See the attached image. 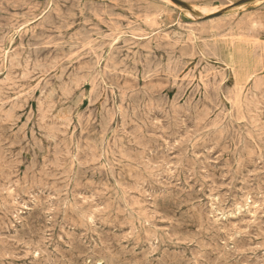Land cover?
<instances>
[{
  "label": "rangeland",
  "instance_id": "obj_1",
  "mask_svg": "<svg viewBox=\"0 0 264 264\" xmlns=\"http://www.w3.org/2000/svg\"><path fill=\"white\" fill-rule=\"evenodd\" d=\"M0 87V264H264V0H0Z\"/></svg>",
  "mask_w": 264,
  "mask_h": 264
},
{
  "label": "bare ground",
  "instance_id": "obj_2",
  "mask_svg": "<svg viewBox=\"0 0 264 264\" xmlns=\"http://www.w3.org/2000/svg\"><path fill=\"white\" fill-rule=\"evenodd\" d=\"M61 1H62V0H61ZM126 1H127V0H126ZM81 3H82V1H81ZM63 4H64V3H63ZM66 4H67V3H66ZM66 4H65V5H66ZM121 4H122V3H121ZM89 5H90V4H89ZM104 6H105V5H104ZM82 7H83V6H82ZM86 7H87V6H86ZM90 7H91V6H90ZM88 8H89V7H88ZM88 8H87V9H88ZM91 8H92V7H91ZM91 8H90V9H91ZM87 9H86V10H87ZM92 9H93V8H92ZM92 9H91V10H92ZM114 9H115V8H114ZM102 10H103V9H102ZM225 10H226V9H225ZM89 12H90V11H89ZM117 12H118V11H117ZM119 12H120V11H119ZM128 12H129V11H128ZM199 12H200V11H199ZM219 13H220V12H219ZM198 15H199V14H198ZM211 15H212V14H211ZM235 15H236V14H235ZM55 16H56V15H55ZM55 16H54V17H55ZM213 16H214V15H213ZM221 16H222V15H221ZM87 17H88V16H87ZM131 17H132V16H131ZM219 17H220V16H219ZM223 17H224V16H223ZM227 17H228V16H227ZM57 18H58V17H57ZM213 18H214V17H213ZM228 18H229V17H228ZM210 19H211V18H210ZM224 19H225V18H224ZM225 20H226V19H225ZM114 21H115V20H114ZM119 21H120V20H119ZM203 21H204V20H203ZM214 21H216V20H214ZM222 21H223V20H222ZM56 22H58V21H56ZM83 22H84V21H83ZM116 22H117V21H116ZM53 23H54V22H53ZM120 23H121V22H120ZM192 23H193V22H192ZM207 23H208V22H207ZM218 23H219V22H218ZM54 24H55V23H54ZM121 24H122V23H121ZM212 24H213V23H212ZM110 25H111V24H110ZM221 25H223V23H221ZM259 25H260V24H259ZM84 26H86V25H84ZM113 26H114V25H113ZM123 26H125V25H123ZM136 26H137V25H136ZM195 26H196V25H195ZM209 26H210V25H209ZM260 26H261V25H260ZM104 27H105V26H104ZM125 27H126V26H125ZM131 27H132V26H131ZM192 27H193V26H192ZM252 27H253V26H252ZM261 27H262V26H261ZM82 28H83V27H81V29H82ZM99 28H100V26H99ZM134 28H135V27H134ZM132 29H133V28H132ZM250 29H251V28H250ZM137 30H138V29H137ZM196 30H197V29H196ZM201 30H202V28H201ZM187 31H188V30H187ZM220 31H221V30H220ZM196 32H197V31H196ZM99 33H100V32H99ZM101 33H102V32H101ZM222 33H223V32H222ZM176 34H177V32H176ZM72 35H73V34H72ZM78 35H79V34H78ZM90 35H91V34H90ZM103 35H104V34H103ZM185 35H186V34H185ZM175 36H176V35H175ZM192 36H193V35H192ZM213 36H214V35H213ZM220 36H221V34H220ZM81 37H82V36H81ZM86 37H87V36H86ZM88 37H89V36H88ZM103 37H104V36H103ZM214 37H215V36H214ZM214 37H213V41H214V39H215ZM79 38H80V37H79ZM250 38H251V37H250ZM82 39H83V38H82ZM84 39H85V37H84ZM74 40H75V39H74ZM194 40H195V39H194ZM236 40H238V39H236ZM247 40H248V39H247ZM69 41H70V40H69ZM71 41H72V39H71ZM85 41H86V40H85ZM49 42H50V41H49ZM75 42H76V40H75ZM166 42H167V41H166ZM245 42H247V41H245ZM254 42H255V41H254ZM61 44H62V43H61ZM79 44H80V43H79ZM123 44H124V43H123ZM165 44H167V43H165ZM165 44H164V45H165ZM68 45H69V44H68ZM180 45H181V44H180ZM77 46H79V45H77ZM115 46H116V45H115ZM211 46H212V45H211ZM211 46H210V47H211ZM173 48H174V47H173ZM53 49H54V48H53ZM72 49H73V48H72ZM72 49H71V50H72ZM257 49H258V48H257ZM59 50H60V49H59ZM66 50H67V49H66ZM66 50H64V51H66ZM109 50H110V48H109ZM170 51H171V50H170ZM59 52H60V51H59ZM66 52H67V51H66ZM143 52H144V51H143ZM199 52H200V51H199ZM67 53H68V52H67ZM149 53H150V52H149ZM47 54H48V53H47ZM119 54H120V53H119ZM150 54H151V53H150ZM164 54H165V53H164ZM171 54H172V53H171ZM135 55H136V54H135ZM145 55H146V54H145ZM173 55H174V54H173ZM179 55H180V54H179ZM46 56H47V55H46ZM112 56L114 57V55H112ZM133 56H134V55H133ZM148 56H149V55H148ZM115 57H116V56H115ZM117 57H118V56H117ZM121 57H122V56H121ZM134 57H135V56H134ZM45 58H46V57H45ZM45 58H44V59H45ZM91 58H92V57H91ZM93 58H94V57H93ZM111 58H112V57H111ZM143 58H144V57H143ZM12 59H13V58H12ZM14 59H16L15 56H14ZM94 59H95V58H94ZM112 59H113V58H112ZM145 59H146V58H145ZM176 59H177V57H176ZM202 59H203V58H202ZM20 60H21V59H20ZM28 60H29V59H28ZM90 60H91V59H90ZM90 60H89V61H90ZM123 60H124V59H123ZM134 60H135V59H134ZM179 60H180V59H179ZM189 60H190V59H189ZM23 61H24V60H23ZM31 61H32V60H31ZM86 61H87V60H86ZM97 61H98V60H97ZM113 61H114V60H113ZM116 61H117V60H116ZM116 61H115V62H116ZM128 61H129V60H128ZM145 61H147V60H145ZM175 61H176V60H175ZM37 62H38V61H37ZM53 62H54V61H53ZM90 62H91V61H90ZM92 62H93V61H92ZM153 62H154V61H153ZM172 62H173V61H172ZM19 63L21 64V62H19ZM33 63H34V62H33ZM44 63H45V62H44ZM122 63H123V62H122ZM146 63H147V62H146ZM178 63H179V62H178ZM11 64H12V63H11ZM23 64H24V62H23ZM34 64H35V63H34ZM37 64H38V63H37ZM93 64H94V63H93ZM96 64H97V62H96ZM104 64H105V63H104ZM123 64H124V63H123ZM135 64H136V63H135ZM144 64H145V63H144ZM148 64H149V63H148ZM175 64H176V63H175ZM13 65H14V64H13ZM50 65H51V64H50ZM112 65H113V64H112ZM119 65H121V64H119ZM128 65H129V64H128ZM24 66H25V65H24ZM48 66H49V65H48ZM85 66H86V65H85ZM85 66H84V67H85ZM91 66H92V65H91ZM154 66H155V65H154ZM158 66H159V65H158ZM197 66H198V65H197ZM197 66H196V67H197ZM15 67H16V66H15ZM18 67H19V65H18ZM18 67H16V68H18ZM20 67H23V66L20 65ZM34 67H35V66H34ZM55 67H56V66H55ZM94 67H95V66H94ZM98 67H99V66H98ZM119 67H121V66H119ZM50 68H51V66H50ZM90 68H91V67H90ZM92 68H93V67H92ZM126 68H127V67H126ZM157 68H158V67H157ZM168 68H169V67H168ZM186 68H187V67H186ZM34 69H38V68H34ZM144 69H145V68H144ZM12 70H14V69H12ZM15 70H16V69H15ZM15 70H14V71H15ZM17 70H18V69H17ZM32 70H33V69H32ZM43 70H44V69H43ZM71 70H72V69H71ZM90 70H91V69H90ZM96 70H98V69H96ZM114 70H115V69H114ZM121 70H122V69H121ZM121 70H120V71H121ZM151 70H152V69H151ZM151 70H150V71H151ZM188 70H189V69H188ZM207 70H208V69H207ZM231 70H232V69H231ZM27 71H28V70H27ZM29 71H30V70H29ZM36 71H37V70H36ZM39 71H40V69H39ZM44 71H45V70H44ZM78 71H79V70H78ZM87 71H89V70L87 69ZM91 71H92V70H91ZM99 71H100V69H99ZM129 71H130V70H129ZM40 72H41V71H40ZM63 72H64V71H63ZM123 72H124V71H123ZM130 72H131V71H130ZM143 72H144V71H143ZM166 72H167V71H166ZM205 72H206V71H205ZM210 72H211V70H210ZM35 73H36V72H35ZM61 73H62V72H61ZM101 73H103V72H101ZM112 73H113V72H112ZM114 73H117V74H118V72H114ZM171 73H172V72H171ZM175 73H176V72H175ZM18 74H19V73H18ZM71 74H72V73H71ZM119 74H120V73H119ZM145 74H146V73H145ZM152 74H153V73H152ZM182 74H183V73H182ZM202 74H203V73H202ZM213 74H214V73H213ZM13 75H14V73H13ZM28 75H29V74H28ZM61 75H62V74H61ZM69 75H70V74H69ZM79 75H80V74H79ZM97 75H98V74H97ZM103 75H104V74H103ZM105 75H106V74H105ZM130 75H131V74H130ZM134 75H135V74H134ZM155 75H156V74H155ZM157 75H158V74H157ZM169 75H171V74H169ZM188 75H189V74H188ZM192 75H194V74H192ZM200 75H201V74H200ZM204 75H205V74H204ZM6 76H7V74H6ZM16 76H17V74H16ZM93 76H94V75H93ZM113 76H114V75H113ZM177 76H178V75H177ZM215 76H216V75H215ZM11 77H12V76H11ZM23 77H24V76H23ZM26 77H27V76H26ZM30 77H31V76H30ZM68 77H69V76H68ZM97 77H98V76H97ZM195 77H196V76H195ZM5 78H6V77H5ZM9 78H10V77H9ZM37 78H38V76H37ZM132 78H134V77H132ZM211 78H212V77H211ZM215 78H216V77H215ZM11 79H12V78H11ZM20 79H21V78H20ZM23 79H24V78H23ZM108 79H109V78H108ZM33 80H34V79H33ZM85 80H87V77H86ZM173 80H174V79H173ZM185 80H186V79H185ZM21 81H22V79H21ZM28 81H29V80H28ZM31 81H32V80H31ZM100 81H102V80H100ZM109 81H110V80H109ZM174 81H175V80H174ZM179 81H180V80H179ZM181 81H182V80H181ZM200 81H201V79H200ZM62 82H63V81H62ZM78 82H79V81H78ZM189 82H190V81H189ZM218 82L220 83L219 80H218ZM190 83H191V82H190ZM204 83H205V82H204ZM216 83H217V82H216ZM222 83H223V82H222ZM46 84H47V83H46ZM46 84H45V85H46ZM67 84H68V83H67ZM67 84H66V85H67ZM95 84H96V83H95ZM103 84H105V83H103ZM173 84H174V83H173ZM186 84H187V83H186ZM210 84H211V82H210ZM43 86H44V85H43ZM195 86H196V85H195ZM10 87H11V86H10ZM13 87H14V86H13ZM204 87H205V86H204ZM206 87H207V86H206ZM218 87H219V86H218ZM220 87H221V86H220ZM234 87H235V86H234ZM0 88H1V87H0ZM45 88H46V87H45ZM74 88H75V87H74ZM92 88H93V86H92ZM98 88H99V87H98ZM105 88H106V87H105ZM126 88H127V87H126ZM197 88H198V87H197ZM213 88H214V87H213ZM219 89H220V88H219ZM239 89H240V88H239ZM6 90H7V89H6ZM44 90H45V89H44ZM122 90H123V89H122ZM211 90H213V89H211ZM235 90H236V89H235ZM4 91H5V89H4ZM62 91L64 92V90H62ZM68 91H69V90H68ZM100 91H101V90H100ZM114 91H115V90H114ZM114 91H113V92H114ZM124 91H125V89H124ZM70 92H71V91H70ZM101 92H102V91H101ZM113 92H112V94H113ZM115 92H116V91H115ZM134 92H135V91H134ZM143 92H144V91H143ZM230 92H231V91H230ZM6 93H7V91H6ZM67 93H68V92H67ZM67 93H66V94H67ZM116 93H117V92H116ZM141 93H142V92H141ZM211 93H212V92H211ZM68 94H69V93H68ZM92 94H93V93H92ZM143 94H144V93H143ZM253 94H254V93H253ZM6 95H7V94H6ZM41 95H42V94H41ZM41 95H40V96H41ZM63 95H64V94H63ZM97 95H98V94H97ZM120 95H121V94H120ZM129 95H130V94H129ZM199 95H200V94H199ZM236 95H237V94H236ZM239 95H240V94H239ZM3 96H5V95H3ZM3 96H2V97H3ZM55 96H56V95H55ZM55 96H54V97H55ZM64 96H65V95H64ZM91 96H92V95H91ZM121 96H122V95H121ZM164 96H165V95H164ZM175 96H176V95H175ZM215 96H216V95H215ZM232 96H233V95H232ZM254 96H255V95H254ZM0 97H1V95H0ZM30 97H31V96H30ZM42 97H43V96H42ZM147 97H148V96H147ZM52 98H53V97H51V99H52ZM90 98H91V97H90ZM143 98H144V97H143ZM163 98H164V97H163ZM216 98H217V97H216ZM228 98H229V97H228ZM2 99H4V98H2ZM91 99H92V98H91ZM164 99H165V98H164ZM199 99H200V98H199ZM22 100H23V99H22ZM65 100H66V99H65ZM109 100H110V98H109ZM129 100H130V99H129ZM146 100H147V99H146ZM161 100H162V99H161ZM175 100H176V99H175ZM17 101H18V100H17ZM23 101H24V100H23ZM50 101H51V100H50ZM53 101H54V99H53ZM60 101H61V100H60ZM110 101H111V100H110ZM150 101H151V99H150ZM0 102H1V101H0ZM64 102H65V101H64ZM130 102H131V101H130ZM146 102H147V101H146ZM165 102H166V101H165ZM183 102H184V101H183ZM193 102H194V101H193ZM235 102H236V101H235ZM10 103H11V102H10ZM22 103H23V102H22ZM39 103H40V102H39ZM49 103H50V102H49ZM54 103H55V102H54ZM111 103H112V102H111ZM127 103H128V102H127ZM156 103H158V102H156ZM205 103H206V102H205ZM216 103H217V102H216ZM237 103H238V102H237ZM1 104H2V102H1ZM14 104H15V103H14ZM24 104H25V103H24ZM24 104H23V105H24ZM50 104H51V103H50ZM55 104H56V103H55ZM158 104H159V103H158ZM183 104H184V103H183ZM188 104H189V103H188ZM219 104H220V103H219ZM90 105H91V104H90ZM123 105H124V104H123ZM163 105H164V103H163ZM175 105H176V104H175ZM2 106H3V105H2ZM10 106H11V105H10ZM14 106H15V105H14ZM14 106H13V107H14ZM18 106H19V105H18ZM51 106H53V105H51ZM73 106H74V105H73ZM124 106H125V105H124ZM146 106H147V105H146ZM154 106H155V105L153 104V107H154ZM164 106H165V105H164ZM176 106H177V105H176ZM191 106H192V105H191ZM224 106H225V105H224ZM15 107H17V106H15ZM53 107H54V106H53ZM74 107H75V106H74ZM93 107H94V106H93ZM143 107H144V106H143ZM159 107H161V105H160ZM177 107H178V106H177ZM262 107H263V106H262ZM1 108H2V107H1ZM1 108H0V110H1ZM3 108H4V107H3ZM19 108H20V107H19ZM105 108H106V107H105ZM154 108H155V107H154ZM183 108H184V107H183ZM213 108H214V107H213ZM245 108H246V107H245ZM247 108H248V107H247ZM6 109H7V107H6ZM90 109H91V108H90ZM112 109H113V108H112ZM173 109H174V108H173ZM175 109H176V108H175ZM175 109H174V110H175ZM177 109H178V108H177ZM190 109H191V108H190ZM206 109H207V108H206ZM9 110H10V109H9ZM51 110H53V109H51ZM51 110H50V111H51ZM169 110H170V108H169ZM185 110H186V109H185ZM187 110H188V109H187ZM187 110H186V111H187ZM29 111H30V110H29ZM45 111H46V110H45ZM47 111H48V110H47ZM132 111H133V110H132ZM134 111H136V110H134ZM146 111H147V109H146ZM148 111H149V110H148ZM172 111H173V110H172ZM178 111H179V110H178ZM178 111H177V112H178ZM190 111H191V110H190ZM5 112H6V110H5ZM42 112H43V111H42ZM113 112H114V111H113ZM181 112H182V111H181ZM7 113H10V112L7 111ZM43 113H44V112H43ZM43 113H42V114H43ZM102 113H103V111H102ZM133 113H134V112H133ZM133 113H132V114H133ZM144 113H145V112H144ZM146 113H147V112H146ZM192 113H193V112H192ZM242 113H243V112H242ZM29 114H30V113H29ZM71 114H72V113H71ZM104 114H105V113H104ZM119 114H120V112H119ZM178 114H179V113H178ZM8 115H9V114H8ZM50 115H51V114H50ZM117 115H118V114H117ZM129 115H130V114H129ZM198 115H199V117H200V114H198ZM9 116H10V115H9ZM43 116H44V115H43ZM138 116H139V115H138ZM171 116H172V115H171ZM16 117H17V116H16ZM28 117H29V116H28ZM45 117H46V116H45ZM45 117H44V118H45ZM223 117H224V116H223ZM240 117H241V116H240ZM243 117H244V116H243ZM39 118H40V117H39ZM42 118H43V117H42ZM50 118H51V116H50ZM100 118H101V117H100ZM104 118H105V117H104ZM120 118H121V117H120ZM244 118H245V117H244ZM16 119H17V118H16ZM18 119H19V118H18ZM70 119H71V118H70ZM125 119H126V118H125ZM125 119H124V117H123V120H125ZM10 120H11V118H10ZM10 120H9V121H10ZM32 120H33V119H32ZM106 120H107V119H106ZM200 120H201V117H200ZM202 120H203V119H202ZM12 121H13V119H12ZM57 121H58V120H57ZM100 121H101V120H100ZM107 121H108V120H107ZM107 121H106V122H107ZM119 121H121V120H119ZM129 121H130V120H129ZM203 121H204V120H203ZM227 121H228V120H227ZM244 121H245V120H244ZM37 122H38V121H37ZM42 122H43V121H42ZM53 122H54V121H53ZM115 122H116V121H115ZM229 122H230V121H229ZM10 123H11V122H10ZM43 123H46V122H43ZM258 123H259V122H258ZM13 124H15V123H13ZM16 124H17V123H16ZM25 124H26V123H24V125H25ZM122 124H124V123H122ZM126 124H127V123H126ZM126 124H125L124 126H126ZM235 124H236V123H235ZM247 124H248V123H247ZM106 125H107V124H106ZM262 125H263V124H262ZM45 126H46V125H45ZM48 126H49V124H48ZM63 126H64V125H63ZM229 126H230V125H229ZM236 126H237V125H236ZM59 127H60V126H59ZM98 127H99V126H98ZM101 127H102V125H101ZM106 127H107V126H106ZM110 127H111V126H110ZM225 127H226V126H225ZM25 128H26V126H25ZM37 128H38V127H37ZM47 128H48V127H47ZM47 128H46V129H47ZM107 128H108V127H107ZM80 129H81V128H80ZM111 129H112V128H111ZM232 129H233V128H232ZM237 129H238V127H237ZM251 129H252V128H251ZM261 129H262V128H261ZM30 130H31V129H30ZM47 130H48V129H47ZM102 130H103V129H102ZM226 130H227V129H226ZM258 130H259V129H258ZM253 131H254V130H253ZM39 132H40V131H39ZM49 132H50V131H49ZM210 132H211V131H210ZM216 132H217V131H216ZM219 132H220V131H219ZM234 132H235V130H234ZM236 132H237V131H236ZM255 132H257V131H255ZM27 133H28V132H27ZM20 134H21V133H20ZM31 134H32V133H31ZM60 134H61V133H60ZM79 134H80V133H79ZM235 134H236V133H235ZM241 134H242V133H241ZM42 135H43V134H42ZM50 135H51V134H50ZM56 135H57V134H56ZM104 135H105V134H104ZM21 136H22V135H21ZM21 136H20V137H21ZM38 136H39V135H38ZM54 136H55V134H54ZM86 136H87V135H86ZM89 136H90V135H89ZM98 136H99V135H98ZM245 136H246V135H245ZM28 137H29V136H28ZM65 137H66V136H65ZM77 137H79V136H77ZM214 137H215V135H214ZM219 137H220V136H219ZM243 137H244V136H243ZM249 137H250V136H249ZM31 138H33V136H32ZM36 138H37V137H36ZM66 138H67V137H66ZM93 138H94V137H93ZM98 138H99V137H98ZM132 138H133V136H132ZM208 138H211V136L208 137ZM212 138H213V137H212ZM51 139H52V138H51ZM53 139H54V138H53ZM62 139H63V138H62ZM64 139H65V138H64ZM84 139H85V138H84ZM203 139H204V138H203ZM223 139H224V138H223ZM231 139H232V138H231ZM231 139H230V141H231ZM47 140H48V139H47ZM66 140H67V139H66ZM103 140H104V139H103ZM68 141H69V140H68ZM88 141H89V140H88ZM101 141H102V140H101ZM220 141H221V140H220ZM230 141H229V142H230ZM232 141H233V140H232ZM238 141L240 142V140H238ZM238 141H237V142H238ZM250 141H251V140H250ZM66 142H67V141H66ZM66 142H65V143H66ZM93 142H94V141H93ZM114 142H115V141H114ZM198 142H199V141H198ZM247 142H248V141H247ZM251 142H252V141H251ZM122 143H123V142H122ZM241 143H243V142H241ZM261 143H262V142H261ZM110 144H111V143H110ZM41 145H42V144H41ZM61 145H62V144H61ZM90 145H91V144H90ZM102 145H104V144L102 143ZM114 145H116V144H114ZM118 145H119V144H118ZM42 146H43V145H42ZM34 147H35V146H34ZM91 147H92V146H91ZM242 147H243V146H242ZM92 148H93V147H92ZM112 148H113V147H112ZM244 148H245V147H244ZM254 148H255V147H254ZM52 149L54 150V148H52ZM61 149H62V147H61ZM73 149H74V148H73ZM79 149H81V148H79ZM87 149H88V148H87ZM96 149H97V148H96ZM116 149H117V148H116ZM65 150H66V149H65ZM224 150H225V149H224ZM224 150H223V151H224ZM245 150H246V149H245ZM34 151H35V150H34ZM38 151H39V150H38ZM79 151H80V150H79ZM79 151H78V152H79ZM100 151H101V150H100ZM225 151H226V150H225ZM235 151H236V150H235ZM263 151H264V150H263ZM65 152H66V151H65ZM67 152H68V151H67ZM116 152H117V151H116ZM245 152H246V151H245ZM117 153H118V152H117ZM239 153H240V151H239ZM263 153H264V152H263ZM73 154H74V152H73ZM81 154H82V153H81ZM102 154H103V153H102ZM102 154H101V155H102ZM260 154H261V153H260ZM53 155H54V154H53ZM60 155H62V154H60ZM67 155H69V154H67ZM79 155H80V154H79ZM116 155H117V154H116ZM193 155H194V154H193ZM193 155H192V156H193ZM239 155H240V154H239ZM263 155H264V154H263ZM263 155H262V156H263ZM54 156H55V155H54ZM54 156H53V157H54ZM80 156H81V155H80ZM245 156H246V155H245ZM260 156H261V155H260ZM62 157H63V156H62ZM66 157H68V156H66ZM56 158H57V157H56ZM59 158H60V156H59ZM59 158H58V159H59ZM76 158H77V157H76ZM142 158H143V157H142ZM33 159H34V158H33ZM36 159H37V158H36ZM58 159H57V160H58ZM93 159H94V158H93ZM143 159H144V158H143ZM191 159H192V158H191ZM227 159H228V158H227ZM231 159H232V158H231ZM234 159H236V158H234ZM48 160L51 161V159H48ZM55 160H56V159H55ZM79 160H80V159H79ZM127 160H129V159H127ZM130 160H131V159H130ZM73 161H74V160H73ZM89 161H90V160H89ZM131 161H132V160H131ZM136 161H137V160H136ZM226 161H227V160H226ZM54 162H56V161H54ZM54 162H53V163H54ZM58 162H59V160H58ZM107 162H108V161H107ZM191 162H192V161H191ZM235 162H236V161H235ZM47 163H48V162H47ZM61 163H62V160H61ZM80 163H81V162H80ZM102 163H103V162H102ZM233 163H234V162H233ZM236 163H237V162H236ZM56 164L58 165V163H56ZM110 164H111V162H110ZM137 164H138V163H137ZM147 164H148V163H147ZM234 164H235V163H234ZM29 165H30V164H29ZM31 165H32V163H31ZM31 165H30V166H31ZM35 165H36V164H35ZM35 165H33V166H35ZM43 165H44V164H43ZM82 165H83V164H81V166H82ZM111 165H112V164H111ZM231 165H232V164H230V166H231ZM83 166H84V165H83ZM151 166H152V165H151ZM50 167H51V166H50ZM97 167H98V166H97ZM139 167H140V166H139ZM32 168H33V167H32ZM47 168H48V167H47ZM52 168H53V167H52ZM57 168H58V167H57ZM57 168H56V169H57ZM61 168H63V167H61ZM110 168H111V167H110ZM151 168H152V167H151ZM232 168H233V167H232ZM69 169H70V168H69ZM83 169H84V168H83ZM114 169H115V168H114ZM152 169H153V168H152ZM154 169H155V168H154ZM48 170H49V169H48ZM59 170H60V168H59ZM146 170H147V169H146ZM155 170H156V169H155ZM32 171H33V170H32ZM49 171H50V170H49ZM78 171H79V170H78ZM83 171H84V170H83ZM98 171H99V170H98ZM117 171H118V170H117ZM72 172H73V171H71V173H72ZM1 173H2V172H1ZM49 173H50V172H49ZM71 173H70V174H71ZM77 173H78V172H77ZM118 173H120V172H118ZM75 174H76V173H75ZM38 175H39V174H38ZM48 175H49V174H48ZM54 175H56V174H54ZM102 176H103V175H102ZM113 176H114V175H113ZM119 176H120V175H119ZM7 177H8V176H7ZM10 177H11V176H10ZM35 177H36V176H35ZM45 177H46V176H45ZM56 177H57V176H56ZM61 177H62V176H61ZM81 177H82V175H81ZM98 177H99V176H98ZM120 177H121V176H120ZM135 177H136V176H135ZM135 177H134V178H135ZM71 178H72V177H71ZM74 178H75V177H74ZM77 178H78V177H77ZM105 178H106V177H105ZM114 178H115V177H114ZM144 178H145V177H144ZM8 179H9V178H8ZM26 179H27V178H26ZM32 179H33V177H32ZM35 179H36V178H35ZM47 179H50V178H47ZM53 179H54V178H53ZM53 179H52V180H53ZM57 179H58V178H57ZM64 179H65V178H64ZM122 179H123V178H122ZM55 180H56V179H55ZM55 180H54V181H55ZM95 180H96V179H95ZM113 180L115 181V179H113ZM133 180H134V179H133ZM140 180H141V179H140ZM8 181H9V180H8ZM21 181H22V180H21ZM30 181H31V180H30ZM56 181H57V180H56ZM84 181H86V180H84ZM141 181H142V180H141ZM2 182H3V181H2ZM60 182H61V181H60ZM78 182H79V181H78ZM80 182H82V181L80 180ZM95 182H96V181H95ZM30 183H31V182H30ZM63 183H64V182H63ZM116 183H117V182H116ZM120 183H121V182H119V184H120ZM132 183H133V182H132ZM153 183H154V181H153ZM36 184H37V183H36ZM56 184H57V182H56ZM69 184H70V183H69ZM79 184H80V183H79ZM143 184H144V183H143ZM39 185H40V183H39ZM49 185H50V184H49ZM53 185H54V184H53ZM75 185H76V184H75ZM77 185H78V184H77ZM26 186H27V185H26ZM65 186H66V185H65ZM71 186H72V185H71ZM105 186H106V185H105ZM132 186H133V185H132ZM50 187H51V186H50ZM73 187H74V186H73ZM75 187H76V186H75ZM110 187H111V186H110ZM139 187H141V186H139ZM3 188H4V187H3ZM64 188H65V187H64ZM0 189H1V187H0ZM4 189H5V188H4ZM8 189H9V188H7V191H6V192H8ZM25 190H26V189H25ZM30 190H31V189H30ZM58 190H59V189H58ZM64 190H65V189H64ZM138 190H139V189H138ZM72 191H73V190H72ZM50 192H51V191H50ZM55 192L57 193V191H55ZM59 192H60V191H59ZM59 192H58V193H59ZM61 192H63V191H61ZM61 192H60V193H61ZM12 193H13V192H12ZM22 193H23V192H22ZM119 193H120V192H119ZM76 194H77V193H76ZM111 194H112V193H111ZM107 195H108V194H107ZM246 196H247V194H246ZM57 197H58V196H57ZM57 197H56V199H57ZM212 197H214V196H212ZM65 198H67V197L64 196V200H65ZM115 198H116V197H115ZM121 198H122V196H121ZM61 199H62V197H61ZM67 199H68V198H67ZM77 199H78V198H77ZM245 199H246V198H245ZM249 199H250V198H249ZM64 200H63V201H64ZM110 200H111V198H110ZM112 200H113V199H112ZM175 200H176V198H175ZM181 200H182V198H181ZM214 200H215V199H214ZM15 201H16V200H15ZM40 201H41V200H40ZM59 201H60V200H59ZM73 201H74V200H73ZM78 201H79V200H78ZM118 201H119V200H118ZM118 201H117V202H118ZM185 201H187V200H185ZM37 202H38V199H37ZM81 202H82V201H81ZM86 202H87V201H86ZM110 202H111V201H110ZM122 202H123V201H122ZM1 203H2V202H1ZM16 203H17V202H16ZM118 203H119V202H118ZM130 203H131V202H130ZM154 203H155V202H154ZM211 203H212V202H211ZM243 203H244V202H243ZM10 204H11V203H10ZM36 204H37V203H36ZM38 204H39V202H38ZM113 204H115V203H113ZM123 204H124V203H123ZM125 204H126V203H125ZM131 204H132V203H131ZM186 204H187V203H186ZM191 204H192V203H191ZM214 204H215V203H214ZM235 204H236V203H235ZM258 204H259V203H258ZM40 205H41V204H40ZM63 205H64V204H63ZM63 205H62V206H63ZM36 206H37V205H36ZM185 206H186V205H185ZM211 206H212V204H211ZM216 206H217V204H216ZM219 206H220V205H219ZM244 206H245V205H244ZM66 207H67V206H66ZM107 207H108L107 209H109V206H107ZM253 207H254V206H253ZM255 207H256V206H255ZM2 208H3V209H6V208H4V207H2ZM60 208H61V207H60ZM77 208H78V207H77ZM80 208H81V207H80ZM116 208H117V207H116ZM195 208H196V207H195ZM195 208H194V209H195ZM210 208H211V207H210ZM220 208H221V207H220ZM0 209H1V208H0ZM39 209H40V208H39ZM57 209H58V207H57ZM62 209H63V207H62ZM78 209H79V208H78ZM85 209H86V208H85ZM94 209H95V208H94ZM175 209H176V208H175ZM186 209H187V208H186ZM188 209H189V208H188ZM188 209H187V210H188ZM200 209H201V208H200ZM200 209H199V210H200ZM203 209H204V208H203ZM239 209H240V208H239ZM239 209H238V210H239ZM64 210H65V208H64ZM75 210H76V209H75ZM114 210H115V209H114ZM177 210H179V209H177ZM238 210H237V211H238ZM241 210H242V209H241ZM4 211H5V210H4ZM6 211H7V210H6ZM6 211H5V212H6ZM98 211H99V210H98ZM128 211H129V210H128ZM172 211H173V210H172ZM195 211H197V210H195ZM203 211H204V210H203ZM206 211H207V210H206ZM209 211H210V210H209ZM209 211H208V212H209ZM253 211H255V210H253ZM256 211H258V210H256ZM75 212H77V211H75ZM92 212H93V211H92ZM100 212H101V211H100ZM1 213H2V212H1ZM113 213H114V212H113ZM173 213H175V211H174ZM185 213H186V212H185ZM188 213H189V212H188ZM191 213H192V212H191ZM199 213H200V212H199ZM201 213H202V212H201ZM201 213H200V214H201ZM204 213H205V212H204ZM251 213H252V211H251ZM4 214H5V213H4ZM4 214H3V215H4ZM12 214H13V213H12ZM64 214H65V213H64ZM90 214H91V212H90ZM96 214H98V213H96ZM117 214H118V213H117ZM130 214H131V213H130ZM175 214H176V213H175ZM196 214H197V213H196ZM200 214H199V215H200ZM230 214H231V213H230ZM236 214H237V213H236ZM240 214H241V213H240ZM20 215H21V214H20ZM71 215H72V213H71ZM192 215H194V214H192ZM63 216H64V215H63ZM92 216H93V215H92ZM122 216H123V215H122ZM129 216H130V215H129ZM186 216H187V215H186ZM208 216H209V215H208ZM219 216H220V215H219ZM242 216H243V215H242ZM12 217H14V216H12ZM17 217H20V216H17ZM125 217H126V216H125ZM131 217H132V216H131ZM149 217H150V216H149ZM203 217H204V216H203ZM213 217H215V216H213ZM247 217H248V216H247ZM39 218H40V217H39ZM79 218H81V217H79ZM108 218H109V217H108ZM176 218H177V217H176ZM183 218H184V217H183ZM200 218H201V217H200ZM204 218H205V217H204ZM210 218H211V217H210ZM218 218H219V217H218ZM243 218H244V217H243ZM243 218H242V219H243ZM8 219H9V218H8ZM91 219H92V218H91ZM151 219H152V218H151ZM179 219H180V218H179ZM192 219H193V218H192ZM207 219H208V218H207ZM213 219H214V218H213ZM12 220H13V219H12ZM12 220H11V221H12ZM93 220H95V219H93ZM130 220H131V218H130ZM197 220H198V219H197ZM240 220H241V219H240ZM250 220H251V218H250ZM250 220H249V221H250ZM36 221H37V220H36ZM91 221H92V220H91ZM91 221H90V222H91ZM115 221H116V219H115ZM180 221H181V220H180ZM218 221H219V220H218ZM218 221H217V222H218ZM253 221H254V220H253ZM256 221H257V219H256ZM40 222H41V221H40ZM42 222H43V221H42ZM178 222H179V220H178ZM200 222H201V221H200ZM212 222H213V221H212ZM22 223H23V222H22ZM91 223H92V222H91ZM117 223H118V222H117ZM137 223H138V222H137ZM226 223H227V222H226ZM258 223H259V222H258ZM258 223H257V224H258ZM8 224H9V223H8ZM41 224H43V223H41ZM93 224H94V223H93ZM105 224H106V223H105ZM109 224H110V223H109ZM127 224H129V223H127ZM179 224H180V222H179ZM187 224H188V223H187ZM231 224H233V223H231ZM138 225H139V224H138ZM201 225H203V224L201 223ZM208 225H209V224H208ZM225 225H226V224H225ZM229 225H230V224H229ZM233 225H234V224H233ZM254 225H255V224H254ZM6 226H7V225H6ZM12 226H14V225H12ZM38 226H39V225H38ZM82 226H83V225H82ZM94 226H95V225H94ZM150 226L152 227L153 225L150 224ZM181 226H182V225H181ZM192 226H193V225H192ZM198 226H199V225H198ZM227 226H228V225H227ZM230 226H231V225H230ZM40 227H41V226H40ZM73 227H74V225H73ZM73 227H72V228H73ZM112 227H113V226H112ZM186 227H187V226H186ZM193 227H194V226H193ZM219 227H220V226H219ZM228 227H229V226H228ZM231 227H232V226H231ZM235 227H236V226H235ZM256 227H257V226H256ZM260 227H261V226H260ZM22 228H23V226H22ZM113 228H114V227H113ZM190 228H191V227H190ZM225 228H226V227H225ZM232 228H234V227H232ZM249 228H250V227H249ZM180 229L183 230V228H180ZM207 229H208V228H207ZM223 229H224V228H223ZM228 229H229V228H228ZM237 229H238V228H237ZM263 229H264V228H263ZM70 230H71V229H70ZM186 230H187V229H186ZM186 230H185V231H186ZM215 230H216V229H215ZM215 230H214V231H215ZM226 230H227V229H226ZM71 231H72V230H71ZM135 231H136V230H135ZM135 231H133V232H135ZM211 231H212V230H211ZM222 231H223V230H222ZM224 231H225V230H224ZM16 232H18V231H16ZM72 232H73V231H72ZM207 232H208V231H207ZM207 232H206V233H207ZM237 232H238V231H237ZM239 232H240V231H239ZM41 233H43V232H41ZM230 233H231V231H230ZM16 234H17V233H16ZM38 235H39V234H38ZM42 235H43V234H42ZM70 235H71V234H70ZM75 235H76V234H75ZM144 235H145V233H144ZM153 235H154V234H153ZM164 235H165V234H164ZM188 235H189V234H188ZM194 235H195V234H194ZM217 235H218V233H217ZM217 235H216V236H217ZM221 235H222V234H221ZM236 235H238V234H236ZM247 235H248V234H247ZM16 236H17V235H16ZM34 236H35V235H34ZM68 236H69V235H68ZM101 236H102V235H101ZM112 236H113V235H112ZM112 236H111V237H112ZM136 236H137V235H136ZM161 236H162V235H161ZM182 236H183V235H182ZM190 236H191V235H190ZM200 236H201V235H200ZM208 236H209V235H208ZM218 236H219V235H218ZM35 237H36V236H35ZM39 237H40V236H39ZM43 237H44V236H43ZM90 237H91V236H90ZM102 237H104V236H102ZM116 237H117V236H116ZM154 237H155V236H154ZM196 237H198V236H196ZM206 237H207V236H206ZM224 237H225V236H224ZM229 237H230V236H229ZM232 237H233V236H231V238H232ZM71 238H72V237H71ZM172 238H173V237H172ZM210 238H211V237H210ZM256 238H257V237H256ZM73 239H74V238H73ZM78 239H79V238H78ZM153 239H154V238H153ZM205 239H206V238H205ZM222 239H223V238H222ZM232 239L234 240V238H232ZM248 239H249V238H248ZM252 239H253V238H252ZM262 239H263V238H262ZM99 240H101V239H99ZM201 240H203V239L201 238ZM72 241H73V240H72ZM237 241H240V239L237 240ZM244 241H245V240H244ZM211 242H212V240H211ZM231 242H232V241H231ZM259 242H260V241H259ZM199 243H200V241H199ZM204 243H205V242H204ZM260 243H261V242H260ZM99 244H100V243H99ZM102 244H103V243H102ZM117 244H118V246H120V245H119V242H118ZM200 244H201V243H200ZM71 245H72V244H71ZM103 245H104V244H103ZM204 245H205V244H203V247H202V248H204ZM213 245H214V244H213ZM229 245H230V244H229ZM233 245H234V243H233ZM237 245H238V244H237ZM249 245H250V244H249ZM262 245H263V244H262ZM42 246H43V245H42ZM97 246H98V245H97ZM104 246H106V245H104ZM111 246H112V245H111ZM211 246H212V245H211ZM211 246H210V247H211ZM34 247H35V246H34ZM71 247H72V246H71ZM101 247H102V246H101ZM113 247H114V246H113ZM113 247H112V248H113ZM115 247H117V246H115ZM200 247H201V246H200ZM212 247H213V246H212ZM202 248H201V250H202ZM217 248H218V246H217ZM37 249H38V248H37ZM98 249H99V248H98ZM110 249H111V248H110ZM204 249H205V248H204ZM204 249H203V250H204ZM246 249H247V248H246ZM101 250H102V249H101ZM114 250H115V249H114ZM116 250H117V249H116ZM207 250H208V248H207ZM211 250H212V249H211ZM232 250H233V249H232ZM244 250H245V249H244ZM44 251H45V250H44ZM102 251H104V249H103ZM105 251H106V250H105ZM105 251H104V252H105ZM111 251H112V250H111ZM117 251H118V250H117ZM124 251H126V250H124ZM205 251H206V250H205ZM217 251H218V250H217ZM224 251H225V250H224ZM236 251H237V250H236ZM240 251H241V250H240ZM248 251H249V250H248ZM40 252H41V251H40ZM45 252H46V251H45ZM107 252H108V249H107ZM107 252H106V253H107ZM214 252H215V251H214ZM228 252H229V251H228ZM228 252H227V253H228ZM238 252H239V251H238ZM42 253H43V252H41V254H42ZM47 253H48V252H47ZM73 253H74V252H73ZM76 253H77V252H76ZM81 253H82V251H81ZM95 253H98V252H95ZM111 253H112V252H111ZM201 253H202V252H201ZM205 253H206V252H205ZM205 253H204V255H206ZM220 253H221V252H220ZM38 254H39V253H38ZM44 254H45V253H44ZM48 254H49V253H48ZM98 254H99V253H98ZM103 254H104V253H103ZM108 254H109V253H108ZM134 254H135V253H134ZM207 254H209V253H207ZM229 254H230V253H229ZM71 255H72V254H71ZM74 255H75V254H74ZM86 255H87V254H86ZM95 255H96V254H95ZM95 255H94V257H95ZM104 255H105V254H104ZM104 255H103V256H104ZM109 255H110V254H109ZM111 255H112V254H111ZM137 255H139V254H137ZM204 255H203V256H204ZM217 255H218V254H217ZM231 255H232V254H231ZM50 256H51V255H50ZM67 256H68V255H67ZM87 256H88V255H87ZM129 256H131V255H129ZM167 256H168V255H167ZM176 256H177V255H176ZM176 256H175V257H176ZM198 256H199V255H198ZM214 256H215V255H214ZM219 256H220V255H219ZM219 256H218V257H219ZM221 256H222V255H221ZM224 256H225V255H224ZM42 257H43V255H42ZM69 257H70V256H69ZM90 257H92V256H90ZM96 257H97V256H96ZM98 257H99V256H98ZM100 257H101V255H100ZM109 257H110V256H109ZM113 257H114V256H113ZM117 257H120V256L117 255ZM164 257H165V256H164ZM66 258H67V257H66ZM107 258H108V257H107ZM146 258H147V257H146ZM146 258H145V259H146ZM150 258H151V257H150ZM166 258H167V257H166ZM180 258H181V257H180ZM210 258H211V257H210ZM39 259H40V258H39ZM50 259H51V258H50ZM71 259H72V258H71ZM75 259H76V258H75ZM81 259H82V258H81ZM83 259H84V257H83ZM88 259H89V257H88ZM164 259H165V258H164ZM45 260H46V256H45ZM146 260H147V259H146ZM167 260H168V259H167ZM167 260H166V261H167ZM196 260H197V259H196ZM202 260H203V258H202ZM64 261H65V260H64ZM95 261H96V260H95ZM101 261H103V260H101ZM105 261H106V260H105ZM116 261H117V260H116ZM142 261H143V260H142ZM170 261H171V260H170ZM173 261H174V260H173ZM210 261H211V260H210ZM213 261H214V260H213ZM228 261H229V260H228ZM235 261H236V260H235ZM44 262H45V261H44ZM44 262H43V263H44ZM74 262H75V261H74ZM111 262H112V261H111ZM118 262H119V261H118ZM197 262H198V261H197ZM200 262H201V261H200ZM206 262H207V261H206ZM36 263H37V262H36ZM53 263H54V262H53ZM72 263H73V261H72ZM77 263H78V262H76V264H77ZM108 263L111 264L109 261H108ZM135 263H136V261H135ZM208 263H209V262H208ZM225 263H226V262H225ZM230 263H231V262H230ZM49 264H50V263H49ZM51 264H52V263H51ZM56 264H57V262H56ZM61 264H62V263H61ZM68 264H69V263H68ZM106 264H107V263H106ZM115 264H116V263H115ZM129 264H130V263H129ZM137 264H138V263H137ZM155 264H156V263H155ZM159 264H160V262H159ZM162 264H163V263H162ZM233 264H234V263H233Z\"/></svg>",
  "mask_w": 264,
  "mask_h": 264
}]
</instances>
